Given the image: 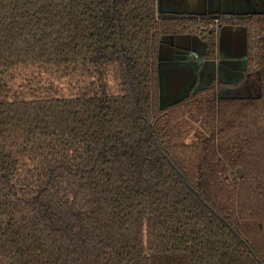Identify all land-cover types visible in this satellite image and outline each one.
Wrapping results in <instances>:
<instances>
[{"label":"trees","instance_id":"obj_1","mask_svg":"<svg viewBox=\"0 0 264 264\" xmlns=\"http://www.w3.org/2000/svg\"><path fill=\"white\" fill-rule=\"evenodd\" d=\"M157 2L0 0V264H264V17L249 96L164 104L180 37L221 32Z\"/></svg>","mask_w":264,"mask_h":264},{"label":"flooded vegetation","instance_id":"obj_2","mask_svg":"<svg viewBox=\"0 0 264 264\" xmlns=\"http://www.w3.org/2000/svg\"><path fill=\"white\" fill-rule=\"evenodd\" d=\"M187 1L184 0L181 4H178L175 0H158L157 8L162 20L168 23H180L186 20H194V18L197 19V22H200L204 18H209L216 22L215 27L221 32L219 36L221 40L213 59H208L203 54L198 57L201 51L199 48L195 49L192 46L188 47L190 52H185V55H187L185 61L193 64L194 69H196L191 81V84L195 81L191 90L197 86L200 79H206L205 82L207 81L208 83L204 87L212 82L222 81L217 92L221 99L228 100L249 96L247 91V76L250 75L252 69L246 55V41L241 36V28L243 26L241 23L247 21L253 22V20L264 17V7L259 6L257 0H244L246 5L235 3L230 10L220 8L212 12L208 9L206 2L202 10L197 11L191 9ZM222 32H225V34L223 35ZM182 40H185V38L180 37V42ZM174 41L173 36H169L165 40L171 48L174 45ZM171 50H173L172 54L176 55L180 53L174 48ZM193 53H196L197 57L190 55ZM221 89L222 91L219 94ZM224 90L228 94H224L223 96ZM235 92H243L244 95L232 97L230 94L233 95Z\"/></svg>","mask_w":264,"mask_h":264},{"label":"rangeland","instance_id":"obj_3","mask_svg":"<svg viewBox=\"0 0 264 264\" xmlns=\"http://www.w3.org/2000/svg\"><path fill=\"white\" fill-rule=\"evenodd\" d=\"M178 4H181L184 0H175ZM259 3V6L264 7V2L262 0H257ZM189 7L193 10H202L204 4L207 2L208 9L213 11L219 10L222 8L223 10H230L234 4L238 5H246V2L244 0H188ZM207 29V27H205ZM180 45L183 47H189L192 46L195 49H198L202 51V45L197 41L193 40L190 42L189 40L185 39L182 40ZM170 52H168L169 56ZM187 55H176L174 57L175 62L177 65L171 66L163 71L162 74V84H163V91L165 94L164 97V104H168L173 102L176 99L181 98L185 95L184 88L187 86L189 81V73H193L194 67L193 65L189 64L188 61H182L183 59H186ZM179 63H183L179 64ZM206 79H200L196 89L203 88L208 82ZM186 91V90H185ZM227 95L225 90L223 92V96ZM232 97H238L243 96V92H235L230 94ZM208 132L201 126V125H195L193 132L188 136L187 142H196L198 140H202Z\"/></svg>","mask_w":264,"mask_h":264},{"label":"water","instance_id":"obj_4","mask_svg":"<svg viewBox=\"0 0 264 264\" xmlns=\"http://www.w3.org/2000/svg\"><path fill=\"white\" fill-rule=\"evenodd\" d=\"M159 54H160V52H159ZM195 71H196V69H194L193 73H195ZM194 82L195 81H193L192 84H190V86L188 87L187 92L185 93V95L183 96V98H186L189 95V93L191 91V88H192ZM221 91H222V89L219 91V94L221 93ZM160 108H162V106H160ZM238 174H239L240 177L242 176V173L239 170H238Z\"/></svg>","mask_w":264,"mask_h":264}]
</instances>
